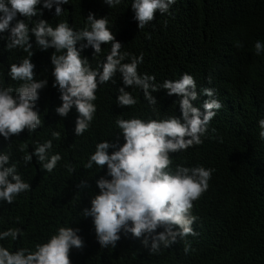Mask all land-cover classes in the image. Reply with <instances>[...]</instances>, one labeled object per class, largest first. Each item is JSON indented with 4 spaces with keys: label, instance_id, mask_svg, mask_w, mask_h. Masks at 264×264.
<instances>
[{
    "label": "trees",
    "instance_id": "trees-1",
    "mask_svg": "<svg viewBox=\"0 0 264 264\" xmlns=\"http://www.w3.org/2000/svg\"><path fill=\"white\" fill-rule=\"evenodd\" d=\"M61 7L59 17L53 16V6L52 10L41 8V17L27 19L18 14L17 19H24L29 27L40 18L53 27L64 20L75 31L85 26L89 12L106 16L107 26L121 43L120 51L132 57L142 54L138 73L154 76L157 84L188 73L198 93L202 88L214 89V98L222 107L210 120L203 142L170 154L173 167L202 165L214 171L207 191L193 202L192 214L197 219L192 228L197 235L177 240L158 254H149L139 240L130 237H122L116 248L101 249L91 219L83 218L80 210L89 205L94 180L103 171L95 166L85 169L83 164L95 143L116 138L114 120L118 116L159 119L179 115L176 96L165 95L163 89L152 93L157 99L154 111L142 91L130 87L126 91L136 98V104L117 107L115 96L121 80L116 73L115 83L98 85L94 119L87 131L75 136V110L65 118L54 113L60 101L52 87L49 57L55 50L41 51L33 42L34 78L48 79L37 101L42 123L34 132H22L10 141L0 138V150L11 152L22 178L30 184V190L11 205H0V230H24L13 247L30 246L58 226L68 225L78 228L84 241L81 249L70 250L71 264H264V140L259 138L257 124L264 118V52L258 56L252 47L256 40L264 44V0H175L167 13H154L143 28L133 19L131 0L108 8L96 0H69ZM101 48L95 57L91 48L81 53L93 68L110 50V43ZM26 55L22 49L5 51L4 41H0V81L5 86H18L19 81L6 75L8 65ZM128 60L126 56L123 62ZM204 99L198 95L194 106L200 107ZM53 131L60 132L59 139L51 136ZM45 140H51V151L61 155L51 173L40 169L34 158L25 165L18 150L25 144V151H31L33 141ZM66 164L74 169L71 173ZM80 180H87L91 187L78 190L75 185ZM185 243L190 246L188 254L183 251Z\"/></svg>",
    "mask_w": 264,
    "mask_h": 264
},
{
    "label": "clouds",
    "instance_id": "clouds-1",
    "mask_svg": "<svg viewBox=\"0 0 264 264\" xmlns=\"http://www.w3.org/2000/svg\"><path fill=\"white\" fill-rule=\"evenodd\" d=\"M105 7L119 5L121 0H96ZM175 0H131L133 19L138 28H143L154 18V13H167ZM69 0H0V41L4 50L22 49L27 53L16 63L8 65L7 77L19 81L16 87L5 86L0 81V138L10 141L22 132L32 133L42 123L37 101L39 92L48 85V79H35V64L30 51L33 42L41 51L54 49L49 57L52 87L58 92L60 101L54 113L65 118L75 110L73 134L81 136L87 131L96 113V90L98 85L115 83L113 77L120 74L121 86L117 88V107H131L136 98L127 88H139L149 107L157 103L152 93L164 90L165 95L175 94L179 115L159 119H142L132 116L117 117L114 126L118 129L114 140H100L89 153L83 164L85 169L103 171L95 178V190L89 196V205L81 208L83 218H90L96 242L101 249L116 248L121 238L139 240L149 254H158L177 240L197 233L192 225L197 217L192 214L193 202L207 191L214 169L202 165L172 166L171 153L186 150L201 144L208 131V124L222 105L214 98V89L202 88L197 92L191 74L184 73L179 79H165L154 83L155 77L137 72L143 56L132 57L121 52V43L107 26L106 16L96 17L89 12L85 26L73 30L61 20L55 27L40 18L29 27L23 18L42 16V9L52 10L53 16L62 14V5ZM40 6V7H37ZM107 7V8H108ZM31 37V39H30ZM110 50L102 61L93 68L87 56L81 53L92 49V56H98L102 44H109ZM252 47L256 55L264 52V44L256 40ZM128 62H123L125 57ZM198 95H203L200 107L194 106ZM259 138L264 140V118L257 121ZM54 139L60 132L53 131ZM20 144L25 165L33 163L45 172L51 173L61 160L53 153L52 141H33L31 151ZM69 173L74 169L65 165ZM78 190L90 188L87 180H80ZM30 190V184L22 178L18 165L11 159V152L0 150V205H11L18 196ZM79 229L68 225L58 226L45 239L30 246L13 247L22 239L24 230L8 227L0 230V264H71L70 250L81 249L84 241ZM190 246L185 243L183 251L188 254Z\"/></svg>",
    "mask_w": 264,
    "mask_h": 264
}]
</instances>
